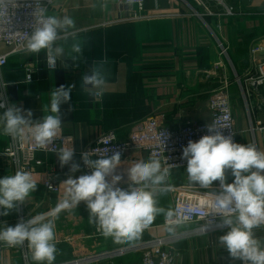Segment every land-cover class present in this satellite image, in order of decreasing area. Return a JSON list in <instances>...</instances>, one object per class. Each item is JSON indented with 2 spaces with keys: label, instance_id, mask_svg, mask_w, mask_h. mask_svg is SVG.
<instances>
[{
  "label": "crops",
  "instance_id": "crops-1",
  "mask_svg": "<svg viewBox=\"0 0 264 264\" xmlns=\"http://www.w3.org/2000/svg\"><path fill=\"white\" fill-rule=\"evenodd\" d=\"M96 4V8L92 5ZM104 4V7H101ZM119 0H55L50 14L74 18V31L81 33L76 39L84 42L83 57L79 66L67 70L62 66L54 71L46 69V54L13 56L4 69L11 104L22 110H31L33 119L41 118L42 105L49 103V93L60 84H72L71 104L61 106L63 115V147L74 149V162L79 164L78 153L93 140L108 132H116L120 141L128 139L133 126L146 118L159 116L170 127L177 128L188 122H209V99L223 83L233 82L230 101L239 144H255L264 151V82L252 85L256 71L247 74V59L252 45L264 48V0H207L216 17L163 18L146 23L113 24L118 17ZM227 9H232L229 15ZM147 11H166L185 15L195 10L204 15L190 0H148ZM73 42L65 43L66 52ZM226 49V54H222ZM8 50L2 48L5 53ZM264 55V53H262ZM60 62V61H59ZM65 63L72 65L69 58ZM107 75V86L99 99L94 100L82 91L81 76L93 64ZM35 68L32 82H26L25 65ZM240 79V83L238 82ZM1 113V112H0ZM7 145L6 135L0 131V154ZM45 163L35 176L37 187L18 209L7 216L0 215V228L15 226L21 211L28 218L48 213L63 198V180L84 174L82 169L69 172L70 165L60 166L57 154L38 153ZM147 153L134 154L121 159L117 174L122 176L119 187L127 189V169L138 160H148ZM8 167V166H7ZM0 156V178L13 175L14 167ZM5 173V175H4ZM48 174L55 176L60 187L59 195L46 193L44 181ZM227 182L233 177L226 173ZM177 187L202 188L189 182L186 170H171L169 179L158 189ZM219 188V182L209 187ZM158 206L165 210L143 230L139 238L117 243L105 238L95 224L88 221L85 202L71 210H64L55 219V243L58 249L54 264H140L142 254L125 250L148 239L182 234L191 226H170L167 211L173 213V195L170 190L157 191ZM2 211V209H0ZM51 219V217H49ZM257 238L264 240V228L257 229ZM187 237L174 246L175 264H242L233 261L228 252L218 244L217 238L225 234ZM29 248L15 253L9 248L0 251V264H27ZM75 262V263H72ZM35 264V262H34Z\"/></svg>",
  "mask_w": 264,
  "mask_h": 264
},
{
  "label": "clouds",
  "instance_id": "clouds-1",
  "mask_svg": "<svg viewBox=\"0 0 264 264\" xmlns=\"http://www.w3.org/2000/svg\"><path fill=\"white\" fill-rule=\"evenodd\" d=\"M131 3V0H129ZM96 4L92 7L96 8ZM101 4V7H104ZM44 7L35 12V27L26 40L28 52L39 54L44 51L49 69H55L57 61L66 70L79 66L83 57L84 42L76 39V24L73 17L47 15ZM69 37L73 42L66 52L65 43ZM64 41L65 43H58ZM65 58L72 65L64 62ZM107 75L95 63L81 76V88L94 100L99 99L107 86ZM74 85L60 84L49 93V103L42 105L44 115L33 119L31 110H22L16 104L0 102V131L23 146L32 142L38 148L51 144L62 132L63 113L61 106L68 105V112L74 111L71 92ZM209 134L198 141L189 140L183 147L182 158L187 161V177L190 183L208 189L213 182H219V192L209 205L220 216L217 227L227 232L217 242L228 252L233 261L242 264H264V240L257 238V229L264 228V151L255 144L234 142L231 134L224 135L215 123L206 125ZM92 152H84L81 159L90 174L63 180V198L48 213H41L15 226L0 228V242L11 247L27 243L35 264H54L58 249L55 243V219L64 210L85 202L89 211L88 221L95 224L105 237L117 243L139 238L157 215L165 210L158 206L155 186L163 185L171 175L172 164L162 167L158 158L138 160L127 169L129 185L122 189L118 185L122 176L117 174L121 164V153L91 159ZM57 158L63 168L70 165L69 172L80 170L74 162V149L61 147ZM230 170L234 178L227 182ZM37 182L30 171L19 168L13 175L0 178V215L7 216L18 209L34 192ZM172 211L166 216L171 217ZM51 217V219H49Z\"/></svg>",
  "mask_w": 264,
  "mask_h": 264
},
{
  "label": "built area",
  "instance_id": "built-area-1",
  "mask_svg": "<svg viewBox=\"0 0 264 264\" xmlns=\"http://www.w3.org/2000/svg\"><path fill=\"white\" fill-rule=\"evenodd\" d=\"M55 0H0V102L11 104L8 96V84L4 79V69L8 60L13 56H24L31 54L26 49V40L32 29L35 27V12L44 7L47 15L50 14L51 6ZM148 0H119L118 17L113 24H137L163 18H190L216 17L207 0H190L192 5L203 10L204 15H200L195 10L188 14H173L166 11L156 10L147 11L146 3ZM229 15L233 14L232 9H227ZM81 32L76 31V36ZM70 38V37H69ZM2 48L8 51L3 53ZM223 49L222 54H226ZM264 48L259 44H254L249 49L247 59V74L256 71V77L252 85L258 87L264 82ZM61 67V62L57 61L55 69H49L46 61L47 70H57ZM26 82L30 83L35 73L32 64L25 65ZM240 83V79H238ZM233 82L224 78L222 85L215 90L209 99V109L211 119L209 122H188L177 128L170 127L164 122L163 117L153 116L146 118L135 124L125 141H120L116 132H108L93 140L85 146L79 153V164L84 174H90L91 169L84 166L81 154L92 152L91 159H98L101 156H111L116 151L121 153V159L132 157L134 154L147 153L150 157L160 159L162 167L172 164L171 170H186L187 161L182 158L183 147L187 146L189 140L198 141L202 136L209 134L206 125L215 123L221 127L220 131L224 135L231 134L233 140L239 143L236 131V121L233 117L232 105L230 101V88ZM4 109H0L2 113ZM264 131V128H261ZM7 145L0 154L5 160L6 168L14 167V173L22 168L30 171L36 180L37 170L45 163L37 158L38 153H53L63 147V139L58 136L51 144L44 148H38L32 142L24 143L23 146L16 140L7 136ZM8 166V167H7ZM5 175V173H4ZM37 181V180H36ZM46 193L59 195L60 187L55 183V176L48 174L44 181ZM173 195V216L168 220L170 226H191V229L173 236L148 239L141 244L135 245L124 252L141 253L142 261L140 264H175L174 246L183 238L196 237L201 235L213 234L227 231V228H220V216L215 213L209 205L219 188H195L177 187L170 188ZM21 219H28L25 211L21 208L16 224ZM9 248L15 253H21V249L28 248L27 243L23 246L11 247L4 242H0V251ZM27 264H34L32 254L25 256ZM83 260L76 261V264H83ZM75 263V262H72ZM68 264V263H67Z\"/></svg>",
  "mask_w": 264,
  "mask_h": 264
}]
</instances>
